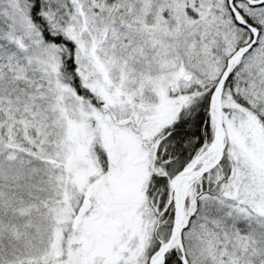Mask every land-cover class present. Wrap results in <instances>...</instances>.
<instances>
[{"label": "snow or ice", "instance_id": "snow-or-ice-1", "mask_svg": "<svg viewBox=\"0 0 264 264\" xmlns=\"http://www.w3.org/2000/svg\"><path fill=\"white\" fill-rule=\"evenodd\" d=\"M0 264H264V0H0Z\"/></svg>", "mask_w": 264, "mask_h": 264}]
</instances>
